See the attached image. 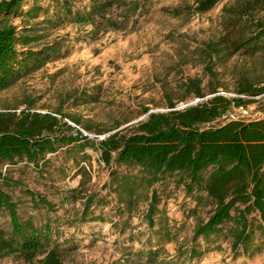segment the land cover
<instances>
[{
    "label": "rangeland",
    "instance_id": "obj_1",
    "mask_svg": "<svg viewBox=\"0 0 264 264\" xmlns=\"http://www.w3.org/2000/svg\"><path fill=\"white\" fill-rule=\"evenodd\" d=\"M109 1L73 0L74 10ZM198 1L127 0L141 3L137 11L114 1L103 14L116 19L118 27L100 30L94 38L97 24L58 19L53 15L58 9L53 0H24L23 16H12L10 21L19 33L39 38L19 45L18 52L40 51L56 42L63 44V50L1 91L0 112L19 114L29 109L61 118L56 114L61 111L81 121L77 125L65 118L72 127L69 133L80 131L100 141L144 120L150 112H168L170 103L179 108L191 101H208L214 88L233 98L242 81L264 87V50H241L221 64L204 54L209 42L230 46L252 35L258 24H264V0H218L205 12L198 10ZM34 7L39 9L35 18L27 16ZM191 80L200 83L203 99L188 96L186 85ZM249 105V112L257 114L264 109V100ZM47 160L40 171L26 161L5 170L24 185L9 190L19 201L20 218L36 225L52 224L64 264H264V240L259 236L248 253L243 247L232 249L233 238L227 232L232 223L209 242L193 240L196 225L207 222L215 206L208 200L197 205L178 176L155 186L161 197L160 214L150 226L145 196L129 209L110 188L111 171L125 173L126 167L113 164L110 169L101 161V153L89 148L76 156L63 149L49 154ZM27 189L45 197L54 208L35 209ZM91 196L96 203L82 219ZM248 218L258 220L254 213ZM10 222L9 215L0 212V227L9 231ZM192 250L197 257L190 256ZM0 264L29 263L10 256Z\"/></svg>",
    "mask_w": 264,
    "mask_h": 264
},
{
    "label": "trees",
    "instance_id": "obj_2",
    "mask_svg": "<svg viewBox=\"0 0 264 264\" xmlns=\"http://www.w3.org/2000/svg\"><path fill=\"white\" fill-rule=\"evenodd\" d=\"M114 1L129 4L136 11L141 6L140 2ZM114 1L91 4L89 10H74L73 0H53L58 8L53 15L75 24H97L93 31L96 38L100 30L118 27L116 19L103 14ZM217 1L199 0L198 10L208 11ZM23 5L24 0L0 3V92L12 87L24 74L62 54L61 42L40 51L18 52L19 45L27 46L39 38L19 33L18 27L10 21L12 16H23ZM38 11L34 7L26 14L35 18ZM263 42L264 24L261 23L240 43L230 46L207 43L204 54L212 63L221 64L241 50H264ZM186 86L190 90L188 96L205 97L199 82L191 80ZM239 86V96L255 97L264 93V87L259 88V84L252 81H242ZM217 93L214 88L212 99L182 110L170 103L168 112L151 113L100 141L91 140L80 131H76V135L69 133L72 127L64 119L77 125L81 121L61 111L56 113L61 118L29 109L19 114L0 112V212H6L11 220L9 231L0 227V260L19 256L29 264H64L62 246L55 239L52 224L46 221L36 225L20 218L19 201H15L9 190L24 185L13 180L5 167L26 161L40 171L48 164L49 154L65 149L68 155L76 156L86 148L99 151L101 161L110 169L113 164L126 167L125 173L111 171L110 188L118 202L129 209L145 196L149 201L146 218L150 226L155 225V218L160 214L161 197L155 186L178 176L179 183L197 205L208 200L215 206L208 221L196 225L193 240L209 242L223 232L224 226L232 223L233 228L227 231L233 238L232 249L236 252L243 247L244 253H248L254 248L257 236L264 240V118L249 122L223 120L233 107L247 106L252 101ZM148 112L146 109L144 115ZM214 122L219 125L210 126ZM62 128L67 130L63 132ZM133 170H137L136 173ZM27 194L35 209L54 208L45 197L28 189ZM95 203L94 196L87 199L82 219L90 215ZM253 213L258 220H249L248 216ZM163 231L169 234L167 229ZM197 254L195 250L190 252L191 257ZM39 256L44 257L37 260Z\"/></svg>",
    "mask_w": 264,
    "mask_h": 264
},
{
    "label": "built area",
    "instance_id": "obj_3",
    "mask_svg": "<svg viewBox=\"0 0 264 264\" xmlns=\"http://www.w3.org/2000/svg\"><path fill=\"white\" fill-rule=\"evenodd\" d=\"M216 95L226 97V94L223 92H219ZM235 97H241L246 100H251L252 101L251 103H258L260 100H264V93L255 97L236 95L233 98ZM249 110H250L249 104L247 106L233 107V109L228 114L224 115L223 120H238V121L240 120V121L249 122V121L261 120L264 118V109H261V111L258 112L257 114H252L251 112H249Z\"/></svg>",
    "mask_w": 264,
    "mask_h": 264
},
{
    "label": "water",
    "instance_id": "obj_4",
    "mask_svg": "<svg viewBox=\"0 0 264 264\" xmlns=\"http://www.w3.org/2000/svg\"><path fill=\"white\" fill-rule=\"evenodd\" d=\"M198 102H199V100L191 101V102H189V103H187V104H184V105L180 106V107L177 108V109H178V110H182V109H185V108H188V107H191V106H195ZM148 114H151V112L148 113ZM146 115H147V114H146ZM142 120H143V119H140V120H138V121L135 122V123H138V122H140V121H142ZM87 136L90 137V138H98L97 136H95V135H91V134H88Z\"/></svg>",
    "mask_w": 264,
    "mask_h": 264
}]
</instances>
